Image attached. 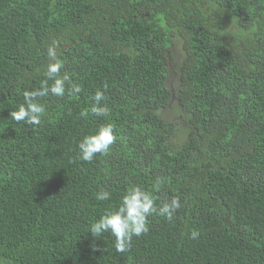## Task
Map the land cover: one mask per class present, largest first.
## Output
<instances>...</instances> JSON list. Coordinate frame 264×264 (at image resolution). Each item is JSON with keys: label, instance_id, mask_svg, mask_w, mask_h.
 Returning a JSON list of instances; mask_svg holds the SVG:
<instances>
[{"label": "trees", "instance_id": "1", "mask_svg": "<svg viewBox=\"0 0 264 264\" xmlns=\"http://www.w3.org/2000/svg\"><path fill=\"white\" fill-rule=\"evenodd\" d=\"M53 40L66 94L16 122ZM105 121L110 152L79 159ZM136 185L181 208L117 252L89 228ZM0 264H264V0H0Z\"/></svg>", "mask_w": 264, "mask_h": 264}, {"label": "clouds", "instance_id": "2", "mask_svg": "<svg viewBox=\"0 0 264 264\" xmlns=\"http://www.w3.org/2000/svg\"><path fill=\"white\" fill-rule=\"evenodd\" d=\"M58 42L53 40L47 47L48 63L46 65V78L40 82V86L34 90H24V102L16 110L10 112V118L16 122H26L28 125L37 126L41 123V114L45 106L41 99L49 95L64 97L66 85L70 81L67 73L61 74L63 63L57 54ZM51 81V84L49 83ZM107 89V84L104 85ZM80 87L75 84L67 87V93L79 94ZM106 99L105 92L96 90L94 94L95 104L91 113L98 117H107L110 109L101 102ZM88 112H82V117H87ZM114 125L105 121L97 131L84 135L78 142L79 159L91 162L96 155L107 154L111 146L116 142ZM95 199L105 201L111 198V192L101 189L95 193ZM181 208V200L173 196L157 208L154 196L151 191L145 190L142 186L131 187L121 197L120 204L116 208L106 209L89 228L93 237H100L104 233H110L115 237V249L117 252L128 250L133 237H140L149 231L148 218L154 213L165 217L168 221L173 220L174 213ZM200 232L197 229L191 231V239H199Z\"/></svg>", "mask_w": 264, "mask_h": 264}, {"label": "rangeland", "instance_id": "3", "mask_svg": "<svg viewBox=\"0 0 264 264\" xmlns=\"http://www.w3.org/2000/svg\"><path fill=\"white\" fill-rule=\"evenodd\" d=\"M172 55H173V58H174V64H177L178 63V61H179V59L181 58V56H182V51H181V49H180V45L178 44V43H176V41H175V44L173 45V49H172ZM171 69H172V67H170L169 68V71H171ZM175 80V77H174V75H173V77H172V81H174ZM171 80H170V83L172 82ZM175 100H176V97H175V99H174V102H175ZM173 102V103H174ZM177 102V101H176ZM175 102V103H176ZM171 104L170 106V108H168L166 111H165V117L169 120V121H171L172 120V117H173V107L172 106H174V104Z\"/></svg>", "mask_w": 264, "mask_h": 264}]
</instances>
